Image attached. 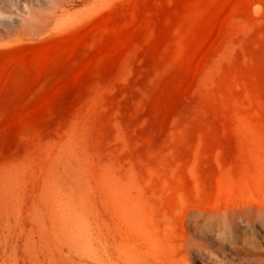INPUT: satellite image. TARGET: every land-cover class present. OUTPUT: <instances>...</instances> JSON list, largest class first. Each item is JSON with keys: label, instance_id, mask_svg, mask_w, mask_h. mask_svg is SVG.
<instances>
[{"label": "rangeland", "instance_id": "rangeland-1", "mask_svg": "<svg viewBox=\"0 0 264 264\" xmlns=\"http://www.w3.org/2000/svg\"><path fill=\"white\" fill-rule=\"evenodd\" d=\"M88 1L0 0V264H112L116 182L209 247L188 264H264V218L183 219L264 193V0Z\"/></svg>", "mask_w": 264, "mask_h": 264}, {"label": "bare ground", "instance_id": "bare-ground-1", "mask_svg": "<svg viewBox=\"0 0 264 264\" xmlns=\"http://www.w3.org/2000/svg\"><path fill=\"white\" fill-rule=\"evenodd\" d=\"M103 1L89 0V9L99 8ZM63 9L64 5L59 6L52 17L39 21L35 25V29L28 35L40 37L60 29L62 16L64 15ZM259 10L258 6L254 7L255 13H258ZM12 41H7L5 44ZM133 188L134 185L131 182H116L111 188L109 202L113 216L116 221L130 227L125 234H120L114 239L115 248L112 253V264H188L196 258L195 254L199 255V260L209 254V251H207L209 247L206 244L188 240L182 230L175 229L169 222H165L161 227L153 224L147 225L145 214L135 203ZM227 201L224 207L216 205L189 211L183 216V219H187V224L194 229H199L204 224H216L218 232L227 234L230 237L228 243L230 245L233 243V235L241 222L249 224L257 219L264 218V193L262 192L259 197H249L240 202ZM194 236H196V233ZM201 238L209 239L208 236L203 234ZM159 240L160 242L161 240H176L177 250L180 253L179 259H175L166 252H159L161 246ZM118 242L123 243V245ZM240 251V249H231V252ZM228 256L230 254H226L225 258H228Z\"/></svg>", "mask_w": 264, "mask_h": 264}]
</instances>
